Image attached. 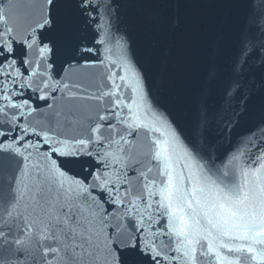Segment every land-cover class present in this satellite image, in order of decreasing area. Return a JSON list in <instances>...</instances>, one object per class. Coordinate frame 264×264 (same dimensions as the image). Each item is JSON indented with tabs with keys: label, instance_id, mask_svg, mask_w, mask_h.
Instances as JSON below:
<instances>
[{
	"label": "snow or ice",
	"instance_id": "snow-or-ice-1",
	"mask_svg": "<svg viewBox=\"0 0 264 264\" xmlns=\"http://www.w3.org/2000/svg\"><path fill=\"white\" fill-rule=\"evenodd\" d=\"M0 264H264V0H0Z\"/></svg>",
	"mask_w": 264,
	"mask_h": 264
}]
</instances>
